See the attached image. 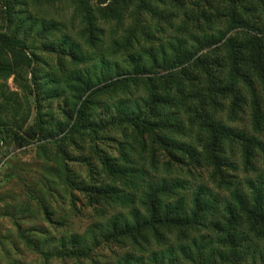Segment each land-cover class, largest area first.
<instances>
[{"label":"trees","instance_id":"obj_1","mask_svg":"<svg viewBox=\"0 0 264 264\" xmlns=\"http://www.w3.org/2000/svg\"><path fill=\"white\" fill-rule=\"evenodd\" d=\"M0 142L44 264H264V0H0Z\"/></svg>","mask_w":264,"mask_h":264},{"label":"rangeland","instance_id":"obj_2","mask_svg":"<svg viewBox=\"0 0 264 264\" xmlns=\"http://www.w3.org/2000/svg\"><path fill=\"white\" fill-rule=\"evenodd\" d=\"M167 37L168 35H165V38ZM191 43L190 41L189 44ZM5 86L10 90H15L11 78L5 83ZM35 153L36 150L34 145L18 149L13 144L4 145L0 142V264H44L43 257L28 251L22 246L21 242L15 238V229L11 225L10 217L1 216L5 211L7 213L6 215L13 214L15 218L21 222V227L25 230L36 225L33 224V222L30 223L31 220L26 215L20 216V214L11 207L13 197L17 196L19 202L22 200V198L18 196V189L20 188H18L17 183L20 181L26 183L33 180L36 181L43 175L39 172L38 167L41 159L37 158ZM18 205L20 208L21 203ZM39 225L41 226L42 224L40 223L38 226ZM83 226L85 227V222H83ZM27 231H30V229ZM102 253H98L97 256L109 257V255H111V250H104ZM47 264H64V262L55 259ZM66 264L71 263L66 262Z\"/></svg>","mask_w":264,"mask_h":264}]
</instances>
